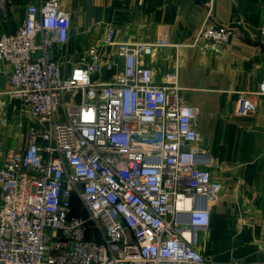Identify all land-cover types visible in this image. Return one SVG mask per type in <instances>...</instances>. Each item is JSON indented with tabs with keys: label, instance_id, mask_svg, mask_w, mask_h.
Returning a JSON list of instances; mask_svg holds the SVG:
<instances>
[{
	"label": "built area",
	"instance_id": "built-area-1",
	"mask_svg": "<svg viewBox=\"0 0 264 264\" xmlns=\"http://www.w3.org/2000/svg\"><path fill=\"white\" fill-rule=\"evenodd\" d=\"M210 13L211 1L192 45L220 52L234 26ZM70 27L58 0H42L0 35V59L11 66L4 94L37 123L0 165V264H221L198 248V234L210 224L206 201L224 184L194 147L199 112L182 101L177 71L157 82L143 58L159 44L115 39L110 26L104 43L113 57L91 46L89 60L66 72L54 48L68 42ZM259 32L264 38V24ZM103 67L117 71L93 81ZM77 91L79 102H65ZM263 93L264 81L241 92L235 112L255 113Z\"/></svg>",
	"mask_w": 264,
	"mask_h": 264
},
{
	"label": "crops",
	"instance_id": "crops-1",
	"mask_svg": "<svg viewBox=\"0 0 264 264\" xmlns=\"http://www.w3.org/2000/svg\"><path fill=\"white\" fill-rule=\"evenodd\" d=\"M42 0H6L0 3V35L14 32L27 14V6ZM70 13L68 42L54 54L66 72L89 60L97 46L104 60L113 57L105 44L106 32L115 39L158 43L144 56L157 82L175 70L185 104L198 108L201 139L194 147L205 152L212 176L223 182L218 198L206 201L210 224L199 231L198 248L221 264H264V93L257 95V111L237 114L241 92H254L264 81V0H58ZM231 23L234 32L220 52L192 45L207 18ZM116 70L102 68L95 82L111 79ZM11 66L0 59V93L7 100V118L0 121V165L8 148H24L32 122L29 110L11 89ZM79 95L76 98V95ZM79 102V91L64 97ZM1 202V180H0Z\"/></svg>",
	"mask_w": 264,
	"mask_h": 264
},
{
	"label": "water",
	"instance_id": "water-1",
	"mask_svg": "<svg viewBox=\"0 0 264 264\" xmlns=\"http://www.w3.org/2000/svg\"><path fill=\"white\" fill-rule=\"evenodd\" d=\"M33 125H37V123H33Z\"/></svg>",
	"mask_w": 264,
	"mask_h": 264
},
{
	"label": "rangeland",
	"instance_id": "rangeland-1",
	"mask_svg": "<svg viewBox=\"0 0 264 264\" xmlns=\"http://www.w3.org/2000/svg\"><path fill=\"white\" fill-rule=\"evenodd\" d=\"M76 96H77L76 98H78L79 95L77 94Z\"/></svg>",
	"mask_w": 264,
	"mask_h": 264
},
{
	"label": "bare ground",
	"instance_id": "bare-ground-1",
	"mask_svg": "<svg viewBox=\"0 0 264 264\" xmlns=\"http://www.w3.org/2000/svg\"><path fill=\"white\" fill-rule=\"evenodd\" d=\"M20 25H21V24H20ZM20 25H19V26H20ZM19 26H18V27H19Z\"/></svg>",
	"mask_w": 264,
	"mask_h": 264
}]
</instances>
